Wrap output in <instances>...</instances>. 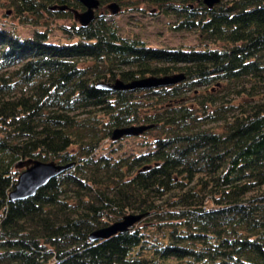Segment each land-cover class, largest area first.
Instances as JSON below:
<instances>
[{
  "label": "trees",
  "instance_id": "trees-1",
  "mask_svg": "<svg viewBox=\"0 0 264 264\" xmlns=\"http://www.w3.org/2000/svg\"><path fill=\"white\" fill-rule=\"evenodd\" d=\"M148 2L197 44L150 47L102 11L81 27L76 0H0L28 29L0 27V264H264V0ZM132 126L150 128L112 141ZM30 159L75 167L11 203ZM127 215L145 218L89 241Z\"/></svg>",
  "mask_w": 264,
  "mask_h": 264
},
{
  "label": "water",
  "instance_id": "water-1",
  "mask_svg": "<svg viewBox=\"0 0 264 264\" xmlns=\"http://www.w3.org/2000/svg\"><path fill=\"white\" fill-rule=\"evenodd\" d=\"M84 8V11L78 12L71 10L74 20L81 26L87 27L96 19L95 12L100 9V0H76ZM146 1V0H141ZM202 3L209 10H212L221 0H192ZM66 11L67 7H54L52 11ZM106 10L110 15L117 16L121 12V7L116 2H111L106 6ZM185 80L183 74H175L162 78H146L134 81L128 84L117 80L113 85L101 83L97 87L100 90L108 92H135L137 90H153L159 88H167L177 85ZM150 127L132 126L129 128L115 129L112 133V141H119L124 137H139ZM75 167L74 163L68 165L57 164L56 162H41L37 160L21 161L16 165L17 170H21L18 175L13 190L9 193V202L23 201L36 196L37 192L45 187L51 180L66 173ZM145 218V215H127L121 221L101 230L93 232L89 236L90 242H98L109 239L119 233H125Z\"/></svg>",
  "mask_w": 264,
  "mask_h": 264
},
{
  "label": "rangeland",
  "instance_id": "rangeland-1",
  "mask_svg": "<svg viewBox=\"0 0 264 264\" xmlns=\"http://www.w3.org/2000/svg\"><path fill=\"white\" fill-rule=\"evenodd\" d=\"M111 2L115 1L107 0L104 5L101 4L100 9L97 10L95 14L97 15L101 11L106 12L108 16H111L113 20L119 24L122 34L125 37L138 36L153 48H174L180 46L192 47L197 44L195 34L175 31L176 29L174 31L169 30L171 26L175 25L174 20L176 19L173 16L158 14V16L154 17V15L159 12V9L156 6L151 5L148 0H119V2L116 3L121 7V12L117 16L110 15L109 11L106 10V6ZM192 2L194 3H190V5H192L191 7H193V4L195 5V3L198 4L195 1ZM140 10H145L147 13L152 14V16L149 15L143 17ZM78 12H82V10H78ZM13 15L14 14L10 9L3 8L0 4V27L2 26V23L7 28L13 25L15 26V29L18 27L17 31L22 33V35H28V29L26 26H20L19 21L15 19ZM71 24V21L68 20L57 22V26L63 25L65 27H70ZM59 35L60 34L58 32H53L52 41L56 36L60 38ZM225 90L226 88L223 86L213 87V91L211 93L222 96L225 94ZM200 92L202 93V90L199 92L197 91V94ZM155 135L156 133L151 136L154 137ZM151 136L148 138L152 139Z\"/></svg>",
  "mask_w": 264,
  "mask_h": 264
},
{
  "label": "flooded vegetation",
  "instance_id": "flooded-vegetation-1",
  "mask_svg": "<svg viewBox=\"0 0 264 264\" xmlns=\"http://www.w3.org/2000/svg\"><path fill=\"white\" fill-rule=\"evenodd\" d=\"M83 10H84V9H83ZM83 10H82V11H83Z\"/></svg>",
  "mask_w": 264,
  "mask_h": 264
}]
</instances>
